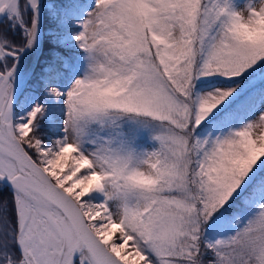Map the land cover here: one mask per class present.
<instances>
[{"label": "snow or ice", "instance_id": "1", "mask_svg": "<svg viewBox=\"0 0 264 264\" xmlns=\"http://www.w3.org/2000/svg\"><path fill=\"white\" fill-rule=\"evenodd\" d=\"M0 264H264V0H0Z\"/></svg>", "mask_w": 264, "mask_h": 264}]
</instances>
